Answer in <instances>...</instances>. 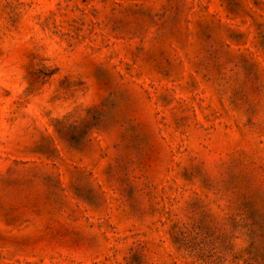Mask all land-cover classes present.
Returning <instances> with one entry per match:
<instances>
[{"label":"rangeland","instance_id":"1","mask_svg":"<svg viewBox=\"0 0 264 264\" xmlns=\"http://www.w3.org/2000/svg\"><path fill=\"white\" fill-rule=\"evenodd\" d=\"M0 264H264V0H0Z\"/></svg>","mask_w":264,"mask_h":264}]
</instances>
